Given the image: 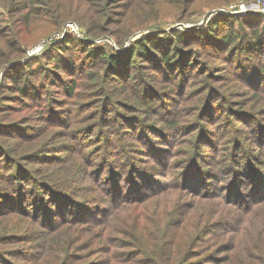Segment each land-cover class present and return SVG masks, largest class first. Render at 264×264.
Returning a JSON list of instances; mask_svg holds the SVG:
<instances>
[{
	"label": "rangeland",
	"instance_id": "obj_1",
	"mask_svg": "<svg viewBox=\"0 0 264 264\" xmlns=\"http://www.w3.org/2000/svg\"><path fill=\"white\" fill-rule=\"evenodd\" d=\"M250 2L256 7L245 13L234 11L235 3L205 9L206 0H194L193 7L188 0H45L32 6L21 30L23 66L0 68V160L8 163L0 166L9 168L0 176V196L15 200L12 211L0 214V264H33L44 249L58 252L66 239L77 245L76 264L118 262L124 250L119 242L150 243L191 206L195 215L211 207L218 217V204L206 202L220 198L212 191L230 203L225 217L250 216L239 214L243 203L230 201L240 166L257 169L260 182L253 186L264 189V34L250 46L235 38L224 50L191 41L208 25L220 33L219 23L226 21L220 17L264 20V0ZM43 9L47 17L40 15ZM8 14L0 10L2 33L16 22ZM84 15L99 17L96 35L88 33ZM69 22L74 31L66 28ZM121 31L130 34L119 36ZM143 36L157 38L156 45L145 40L148 49L133 53L129 81L127 74L114 79L117 64H101L90 50L124 59ZM161 46L178 47L181 69L191 76L182 80L159 63ZM97 64L102 68L94 79L86 71L75 73L89 65L88 72H97ZM19 76L27 83L23 92L16 90ZM76 77L72 90L68 84ZM189 165L206 171L212 185L198 178L192 188H176ZM65 179L72 186L58 183ZM252 200L250 208L257 204ZM256 213L251 222L264 226L263 209Z\"/></svg>",
	"mask_w": 264,
	"mask_h": 264
},
{
	"label": "trees",
	"instance_id": "obj_2",
	"mask_svg": "<svg viewBox=\"0 0 264 264\" xmlns=\"http://www.w3.org/2000/svg\"><path fill=\"white\" fill-rule=\"evenodd\" d=\"M172 1L174 0H169L170 5H172ZM188 1L190 4L189 6L193 7L194 0ZM232 1L237 2V0H206L204 7L205 9L210 6L217 7V4L221 2L226 3L225 5L235 3ZM243 1H248L249 3L251 0ZM5 2L6 3H4L3 0H0V6L2 9H6L8 11L9 16H14L16 18V22L11 21L10 19L11 24L10 27H7L6 32L2 33V31H0V68L7 64L9 67L23 64V61H20V59L24 52L23 50L25 49V45L21 30L23 26L28 23L29 18L35 11L32 6L45 2V0H5ZM41 11L42 13H40V15L47 17L46 14L48 10L43 9ZM105 18L106 17H104L103 20H105ZM155 18H158V15H156ZM220 18L221 20L226 19L224 23H219L220 33L214 32L216 28L214 25L211 27L208 25L204 31L198 34L197 39L193 36L191 41L198 44L211 45L216 50H224L231 45L235 38L236 40L238 38V42H240L241 46H250L253 39H256L260 35L264 34V20L257 19V22L254 23L253 19L249 17V19H243L241 17H234V19H232L231 16ZM81 19H84L83 22L87 25L86 28L88 33L96 35V30L99 28V17L97 15H84L81 16ZM232 22H235L237 25L236 27H231L229 29V33L227 28ZM170 33L172 36L178 35L177 33H174V31ZM128 34H130V32L121 31L119 36H125ZM159 37H162L161 39H166L163 35ZM239 38H241V40ZM156 39L157 38L149 39L146 36L141 38L139 37L137 40L133 41V44L130 47V54H127L124 59L115 60V54L102 48L95 49L94 46H91L93 49L90 50L95 51L98 54L99 59L102 60L101 64L108 63L110 66L114 63L117 64L116 69H113V73L111 75L114 79H121L123 75L127 74L129 77H126V80L129 81L131 80V73H127V69L132 66L131 59L133 53L136 52L138 54L139 51L140 53L144 52L143 48L146 47V49H148L150 45H156ZM263 39L264 37L261 40ZM145 40L148 41L147 44L150 45L146 46L143 43ZM171 43H173V39L169 38V44ZM178 50V47L175 46H172L171 48L170 46H161L159 47L158 59L159 63H164L167 66L172 67L173 73L178 74V77L184 80L185 78L187 79L188 76H191L189 75L191 74V71L188 69H181V65L183 63L179 61V57L177 55ZM145 54L148 56L149 52L147 51ZM93 55L96 54L93 53ZM262 56L264 57V53ZM177 57L178 59L176 60ZM219 58H221V56ZM124 63L126 64L124 65ZM101 64H97V72H88V68L92 66L89 65L87 67L79 66L75 73L78 75L80 71H86V77L88 80L94 79L102 68ZM11 71L17 73L15 72V68ZM19 77L20 78L18 80H15L17 81L16 90L23 92L24 90L22 84L27 83L25 79H22V76ZM77 77L76 79L70 81L68 84L69 88L72 89L71 82L73 81L74 83L77 80ZM108 78L109 72L105 75V80L107 81ZM71 89L67 92H70ZM111 92L112 91H108L109 94ZM144 95L149 97L148 93H144ZM140 96L142 98V104L145 106L148 105L149 103L143 99L142 93H140ZM107 99L109 101L112 100V95L107 96ZM175 126L176 123H173L170 125V128L174 129ZM156 144L160 145V143ZM202 144L203 143L201 142V146ZM189 146L190 145H187L184 148V153H188ZM196 148H191L190 152L193 153ZM156 154L160 157V148L157 149ZM0 156H2L1 153ZM2 158L3 157H0V159ZM9 158L12 159L13 157ZM190 160L191 159L188 161ZM179 161L181 162V159H179ZM0 164L8 166L7 161L4 160H0ZM3 167V165L0 166V176H5L9 172V168L4 169ZM187 168V172H185L184 176L180 177V180L174 183L176 188H182L185 184L187 188H192L194 186L193 182L198 178H201L206 183V185L203 186L206 187L212 185V182H210L211 179H208L207 176L209 174L206 171L193 168L192 165H189ZM246 168L247 167L240 166L239 172L241 173L238 176L237 188L235 187V190L233 191L234 197H232L230 201L231 203H243V208L239 214H247L248 211L251 212L250 216L244 221H240L235 217H225V214H230V211H232L229 207L230 203H227L224 199H222V196L218 191H212L209 195L217 194L220 198L216 199L210 197L206 202H216L218 204V208L221 210L218 217H213L215 214L214 209L211 207L206 208L195 215V206H191L189 209H186L187 211H184L187 213V216L183 215L181 218L176 219L174 223L169 226V229H165L164 232L162 227V232L155 236L153 241L150 243L143 241V238L140 243L135 242L134 239L119 242L118 246L124 249L123 255L118 258L119 261H113L111 258L102 259L99 264H264V226H257V220L251 222L252 219L256 217V212L259 209H263L264 211V189L256 188L260 182L258 170ZM263 168L264 167H262L261 170H264ZM250 170L254 175L250 172ZM60 182L65 186V188H67V186H72V182L68 179L59 180L58 183ZM3 185V183L0 184V188ZM253 185H256V187ZM242 188H245L244 192H241ZM258 194L259 196H256ZM252 198L255 199L254 202L257 204L250 208L249 203L253 202ZM13 199L14 198H10L9 196H0V214L12 211L15 207V200ZM61 202H66V200L61 199ZM259 218H262L264 221V213L263 216ZM65 222L69 223V221ZM191 226H193V230H191ZM57 228L59 230L66 229V227ZM168 231L169 233H167ZM185 231L187 232L185 238L179 242L176 237ZM74 248H77V245L66 239L62 243L61 247H59L58 252L52 254L47 251L48 249H44L41 253L35 256L31 262L33 264H76L81 259V255L75 251ZM199 248L201 251H198L200 250ZM163 256H165V260L163 259ZM83 264L87 263L84 262Z\"/></svg>",
	"mask_w": 264,
	"mask_h": 264
},
{
	"label": "built area",
	"instance_id": "obj_3",
	"mask_svg": "<svg viewBox=\"0 0 264 264\" xmlns=\"http://www.w3.org/2000/svg\"><path fill=\"white\" fill-rule=\"evenodd\" d=\"M255 7H256L255 2H249V3L239 2V3H235L234 5H232V8L235 9L234 11L238 13L248 12L250 9L255 8ZM66 28L69 30H73V31L75 30V26L71 22L66 24ZM34 50L36 49L34 48L32 51Z\"/></svg>",
	"mask_w": 264,
	"mask_h": 264
}]
</instances>
